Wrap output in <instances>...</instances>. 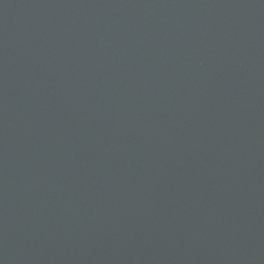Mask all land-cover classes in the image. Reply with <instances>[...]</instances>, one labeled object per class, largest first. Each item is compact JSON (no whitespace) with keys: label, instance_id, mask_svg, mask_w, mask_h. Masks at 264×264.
<instances>
[{"label":"water","instance_id":"95a60500","mask_svg":"<svg viewBox=\"0 0 264 264\" xmlns=\"http://www.w3.org/2000/svg\"><path fill=\"white\" fill-rule=\"evenodd\" d=\"M0 264H264V0H0Z\"/></svg>","mask_w":264,"mask_h":264}]
</instances>
